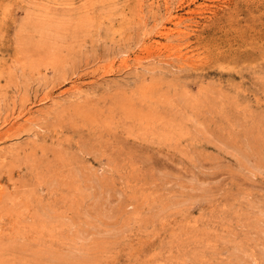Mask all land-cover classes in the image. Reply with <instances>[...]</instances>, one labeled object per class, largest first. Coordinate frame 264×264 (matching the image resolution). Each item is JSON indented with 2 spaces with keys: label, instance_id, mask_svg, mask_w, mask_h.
Listing matches in <instances>:
<instances>
[{
  "label": "rangeland",
  "instance_id": "rangeland-1",
  "mask_svg": "<svg viewBox=\"0 0 264 264\" xmlns=\"http://www.w3.org/2000/svg\"><path fill=\"white\" fill-rule=\"evenodd\" d=\"M0 264H264V0H0Z\"/></svg>",
  "mask_w": 264,
  "mask_h": 264
}]
</instances>
